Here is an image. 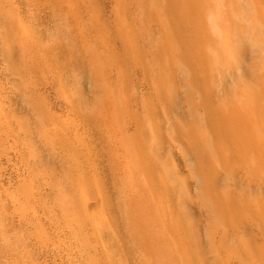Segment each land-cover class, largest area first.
Here are the masks:
<instances>
[{
    "label": "rangeland",
    "instance_id": "rangeland-1",
    "mask_svg": "<svg viewBox=\"0 0 264 264\" xmlns=\"http://www.w3.org/2000/svg\"><path fill=\"white\" fill-rule=\"evenodd\" d=\"M232 95L264 111V0H0V264H264V131L242 161L211 131ZM130 135L170 170L152 214Z\"/></svg>",
    "mask_w": 264,
    "mask_h": 264
},
{
    "label": "bare ground",
    "instance_id": "bare-ground-1",
    "mask_svg": "<svg viewBox=\"0 0 264 264\" xmlns=\"http://www.w3.org/2000/svg\"><path fill=\"white\" fill-rule=\"evenodd\" d=\"M246 106L247 105H242L239 102V100H237L236 95H232V99L230 101H226V107L224 110L221 111L220 109H217V110L212 109L213 111L211 112V116H210V119H211L210 125L212 129L211 131L214 134L215 142L218 145H220L222 148H224L228 154L234 157L236 161L246 160L248 156L253 152V150L258 149L257 135H259L262 131H264V111L262 109H259L258 107L246 109ZM124 113L125 112H124L123 107L120 106L118 109V117H122ZM192 114H193V111L191 112V115ZM194 115H196V113L193 114V116ZM199 117L200 116H198V118ZM140 121L141 120H139V123H140L139 128L141 129V126H143L144 127L143 131L147 130L146 129L147 126L143 124V122H140ZM143 131L141 130V132ZM188 132L191 135L190 136L187 133L188 136L186 140L188 144L191 145L192 151L193 150L195 151L196 157L200 160H203L204 155H198L199 148L201 149V147L199 146L200 144H199L198 138L193 133H191V130H189ZM128 144L129 146L133 148L136 155H135V160H134L135 162L133 161L131 165L130 166L128 165L127 167V172L129 175V179H128L129 185H128L127 190L129 191V194L131 195L130 198H132L133 200L135 199L134 202H136V206L141 207L142 210H146L147 213L149 212L150 214H152V212L148 210V208L149 209L152 208L151 206L148 207L149 199L153 201V204H152L153 211H158V206L160 207L158 199H156L153 194V192L156 193L157 191L156 183L159 181V177H158L159 169L161 167L164 168L166 174H170V170L164 164H162L161 167L157 165L156 161H159L160 159L158 160L156 153L155 155L153 154L154 158L150 157L146 153H142V149L144 151L145 149L146 150L148 149L147 141L145 140L144 137L143 138H141L140 136L134 137L132 135L128 140ZM121 149L122 147L120 148V150ZM197 175L199 178V174ZM200 178H201L200 182H202L204 179L203 186H205L206 188V182L208 178H206L205 174H204V178L201 176ZM141 183H144L146 185V191H148L146 194H143L141 192V188H140ZM206 200L210 201V203L208 202L210 204V205L208 204L209 206L214 205L213 200L211 199L209 200L208 198ZM97 207L98 206H96V208ZM93 209L92 211L95 210ZM89 210L91 212V209ZM93 214H96V212ZM97 215L99 214H96L95 216L92 215L93 219H95Z\"/></svg>",
    "mask_w": 264,
    "mask_h": 264
}]
</instances>
